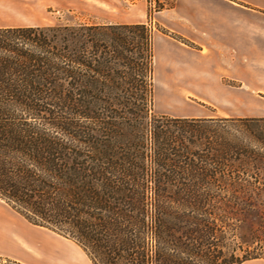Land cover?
<instances>
[{
  "label": "trees",
  "instance_id": "16d2710c",
  "mask_svg": "<svg viewBox=\"0 0 264 264\" xmlns=\"http://www.w3.org/2000/svg\"><path fill=\"white\" fill-rule=\"evenodd\" d=\"M131 27L151 52L130 55ZM154 57L144 25L0 28V199L93 264L264 259L238 254L234 193H204L237 171L209 153L215 119L151 113Z\"/></svg>",
  "mask_w": 264,
  "mask_h": 264
},
{
  "label": "crops",
  "instance_id": "0c3cea01",
  "mask_svg": "<svg viewBox=\"0 0 264 264\" xmlns=\"http://www.w3.org/2000/svg\"><path fill=\"white\" fill-rule=\"evenodd\" d=\"M117 5L123 3L0 0V28L48 26L49 12L99 8L112 15ZM140 7L129 21L109 16L103 23L91 25L142 24L147 11L143 4ZM154 20L160 29L159 35L154 33V78L159 74L161 84L182 86L189 85L191 79H201L200 85L216 86V91L194 97L201 102L232 100L238 89L264 95V0H174L172 7L156 12ZM240 53L247 63L243 67ZM7 260L19 264H93L76 243L31 224L0 199V264ZM242 264H264V259Z\"/></svg>",
  "mask_w": 264,
  "mask_h": 264
},
{
  "label": "rangeland",
  "instance_id": "374dc122",
  "mask_svg": "<svg viewBox=\"0 0 264 264\" xmlns=\"http://www.w3.org/2000/svg\"><path fill=\"white\" fill-rule=\"evenodd\" d=\"M120 1L123 5L114 7L112 15L105 14L99 8L74 12H49L46 24L56 26L103 23V19H107L109 16L129 21L131 15L140 11V6L143 4L144 12L147 11L144 23L127 25H144L152 34L159 35L160 29L154 20L155 13L170 5L172 7L174 0ZM119 31L127 39L126 49L132 53L131 56L141 57L147 51L151 52L153 37L151 46L149 42L147 45L141 29L131 27ZM174 52V48L171 47V53L174 54ZM243 56L242 53L239 54L241 67L247 64L246 61H243ZM192 63L194 66H203L201 62ZM261 78V81L264 82V72ZM202 81L201 79H191L189 85H164L160 83L159 74H156L151 113L215 119L216 122L207 129L204 136L213 147L209 153H213L215 158L220 154L221 148L230 146L229 154L237 171L226 177L216 176L210 180L209 186L206 188L209 190L204 193L220 196H223L224 193H234L238 217L235 221L238 254L241 255L244 251H253L264 258V95L254 94L246 89H238V93L231 96L232 100L201 102L194 100V97L217 89L216 86L200 85ZM234 85L237 86V83ZM233 90L236 91L235 88ZM209 153L206 155L212 157ZM209 162H211L210 169L218 168L216 163ZM6 264L19 263L7 260Z\"/></svg>",
  "mask_w": 264,
  "mask_h": 264
}]
</instances>
